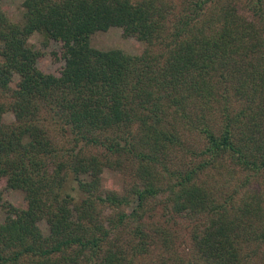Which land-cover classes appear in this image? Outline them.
Segmentation results:
<instances>
[{
	"label": "trees",
	"instance_id": "16d2710c",
	"mask_svg": "<svg viewBox=\"0 0 264 264\" xmlns=\"http://www.w3.org/2000/svg\"><path fill=\"white\" fill-rule=\"evenodd\" d=\"M21 6L0 2V183L22 192L0 264H264V0ZM111 25L142 49L89 43Z\"/></svg>",
	"mask_w": 264,
	"mask_h": 264
},
{
	"label": "rangeland",
	"instance_id": "374dc122",
	"mask_svg": "<svg viewBox=\"0 0 264 264\" xmlns=\"http://www.w3.org/2000/svg\"><path fill=\"white\" fill-rule=\"evenodd\" d=\"M22 0H0L2 4L6 6V13L9 19L18 21L21 18V6ZM28 41L35 47H42L40 43V36L37 33H32L28 37ZM89 43L97 48L107 49V48H120L127 52H138L143 47V42L135 39L132 36H124L122 30L119 26L111 25L104 30H95L89 36ZM56 43L54 41L48 42L46 46L42 48L48 50L50 48H56ZM58 63L50 62L47 65V69H52ZM5 121L12 119V114L10 111H6L2 115ZM100 184L102 188L120 190L122 185L121 174L117 171L103 168L101 172ZM6 200L13 204H19L22 201V192L19 189L13 188H3L0 183V201ZM4 216V209L0 205V221ZM39 226L42 230H45V224L43 221L39 222Z\"/></svg>",
	"mask_w": 264,
	"mask_h": 264
}]
</instances>
